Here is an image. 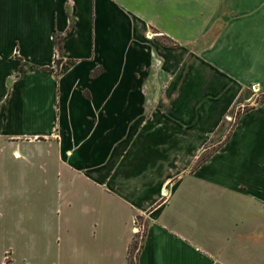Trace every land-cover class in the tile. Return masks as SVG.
Listing matches in <instances>:
<instances>
[{"label":"crops","instance_id":"crops-1","mask_svg":"<svg viewBox=\"0 0 264 264\" xmlns=\"http://www.w3.org/2000/svg\"><path fill=\"white\" fill-rule=\"evenodd\" d=\"M247 45L254 62L235 65L234 47ZM221 53L229 65L214 58ZM241 59L247 65L248 54ZM261 71L264 0H0L2 237L5 205L22 216L35 201L36 214L35 235L16 244L20 253L0 240V264H127L135 217L146 219L136 264H264V101L242 96L252 86L264 92ZM170 72L184 74L178 95L156 99ZM206 100L213 117L219 104L251 108L201 166L186 173L147 161L140 177L131 163L138 122H151L156 103L172 104L185 121L186 106ZM224 152L233 174L258 165L261 177L217 179L237 209L189 210L191 176ZM155 168L168 171L162 177ZM44 174L49 194L33 192Z\"/></svg>","mask_w":264,"mask_h":264},{"label":"rangeland","instance_id":"rangeland-1","mask_svg":"<svg viewBox=\"0 0 264 264\" xmlns=\"http://www.w3.org/2000/svg\"><path fill=\"white\" fill-rule=\"evenodd\" d=\"M163 42L169 45L168 41L163 40ZM248 44L252 43V40L247 41ZM239 46L234 47V62L235 65H243L244 67H248L252 65L254 61L253 57L255 55V48L251 45L243 46V50L238 48ZM248 54V62L246 65V60H242L241 58ZM215 59H219L223 61L226 65L229 63L226 61L228 58L225 53H221V56L217 55L214 57ZM233 59V58H232ZM261 64L258 65L257 69L261 68ZM175 75V76H174ZM191 74L186 73V80L189 78ZM256 75H263L264 73L261 71ZM180 79H184V74H174L170 72L169 75H164V78L161 77V89H155L156 99L158 96H162L163 94L168 96H177L179 93L178 82ZM166 81L167 86L163 83ZM157 83V82H156ZM168 85H171V88L168 89ZM252 86L250 89H246L243 91V97H249L253 104H259L264 101V92L261 90H253ZM254 94L258 96H254ZM202 104L199 105H187L186 106V120L180 121L178 119V114H172L174 112L172 104H155L154 105V118L151 122L147 120H140L138 122V126L140 130L137 138H133V140L137 139L136 144V152L133 150V158L132 161L129 159V162L133 165L135 163L138 164L139 167V176L146 177L147 176V161H154L156 166H165L164 163L170 166H179L181 171L189 172V166H194L195 162L199 157L204 158L216 149L219 142L223 141L232 131L237 123V119L242 112L248 111L251 107L246 105L238 106L237 104L233 105H217L216 115L213 117L212 112L214 110V105L210 104L209 100L200 101ZM222 106L223 113L220 114L218 111V107ZM178 113V110L175 111ZM171 114V115H170ZM202 114V115H201ZM202 116V120L199 121L198 117ZM201 124V125H200ZM200 125V128H199ZM185 126V134L178 136L177 129L179 127ZM196 133V130H198ZM127 138H124L126 141ZM130 140V138L128 139ZM239 144V142H238ZM257 145V144H255ZM185 146V149L183 148ZM251 146V144H250ZM226 152L222 154V156L217 157L215 160H211L209 164H207L203 169L199 170L192 177L194 181L193 188L184 190L187 194L191 191L192 201H188V208L192 211H201L203 214L211 213L216 210L221 209H237L240 206L234 204L233 197L229 193H222L221 190L217 187L216 181L218 178H223L226 180L233 181H252L259 177H261V173H259L258 165L247 167L245 169L240 168V171H235L233 174L229 169L230 167H235V163L227 162V156H225ZM124 155H127L124 152ZM246 160H249L246 158ZM124 163L125 160L123 159ZM225 163L223 170H220L221 164ZM249 164V162H247ZM256 162L255 164H257ZM243 164V163H241ZM155 171L159 172L158 176H162V172L168 171L167 169H157ZM173 172L174 170H170ZM44 173V172H43ZM44 174L43 176V185L40 186H29L32 187L33 192H35V188L38 193L49 194L50 182L47 183L49 177L46 179ZM172 176V174H171ZM163 177V176H162ZM141 184V179H140ZM18 186L17 184H11L10 186L13 188L14 186ZM142 185L139 186L140 192L143 190ZM146 187V186H145ZM9 188V186H8ZM164 189V188H163ZM167 189V186L166 188ZM165 191V190H164ZM167 191L164 192L166 194ZM152 196V195H150ZM149 198V197H148ZM238 200V199H236ZM46 202H43L45 204ZM148 200H139V205H147ZM2 206L0 205V208ZM35 207V201L26 202L25 206L21 207L22 216L17 213L7 212L6 208L9 210L6 205L3 207L5 216H1L6 220V235L2 237V232L0 231V240L6 238V245L13 244L15 246V250L20 253L19 241L22 239H28L29 236L33 237L35 235V215L33 214ZM118 208V207H117ZM176 210V211H174ZM180 209L178 206H170L169 212H177ZM189 210H186L189 212ZM199 214V213H198ZM189 213H187V224L190 223ZM192 223L195 222L194 218L191 219ZM135 226H136V236L135 240L138 242L137 249L141 244L142 235L146 228V219L144 217H135L134 218ZM197 222L199 225L205 226L204 218L197 217ZM25 229L26 235L21 232V229ZM17 230L18 232H15ZM15 232L16 234H13ZM21 232V233H20ZM15 237H18L17 240ZM19 247V249H18ZM137 255V250H135L132 254V258ZM6 264H9L6 259ZM18 264H22L18 258Z\"/></svg>","mask_w":264,"mask_h":264},{"label":"trees","instance_id":"trees-1","mask_svg":"<svg viewBox=\"0 0 264 264\" xmlns=\"http://www.w3.org/2000/svg\"><path fill=\"white\" fill-rule=\"evenodd\" d=\"M58 44H60V39H58L57 41ZM211 155V154H210ZM210 155L204 157V158H201L199 157V159L197 160L196 164H195V167H199L201 166V164H203L204 162H206L208 160V158L210 157ZM136 236V235H135ZM135 236L132 240V243L130 244L129 246V249H128V259H127V264H136V256L134 258H132V254L135 250H137V252H139L141 246H142V241L144 239V236H145V230L143 232V235H142V241H141V244L140 246L138 247L137 249V245H138V242L135 240Z\"/></svg>","mask_w":264,"mask_h":264},{"label":"built area","instance_id":"built-area-1","mask_svg":"<svg viewBox=\"0 0 264 264\" xmlns=\"http://www.w3.org/2000/svg\"><path fill=\"white\" fill-rule=\"evenodd\" d=\"M253 90H257V89H255V87H253ZM5 262H6V260H4V264H6Z\"/></svg>","mask_w":264,"mask_h":264}]
</instances>
